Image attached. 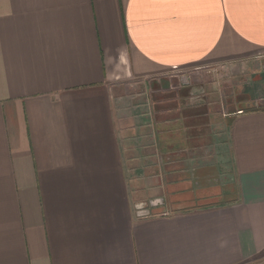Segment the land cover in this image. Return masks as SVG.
Returning <instances> with one entry per match:
<instances>
[{
    "label": "crops",
    "instance_id": "crops-1",
    "mask_svg": "<svg viewBox=\"0 0 264 264\" xmlns=\"http://www.w3.org/2000/svg\"><path fill=\"white\" fill-rule=\"evenodd\" d=\"M0 264H264V0H0Z\"/></svg>",
    "mask_w": 264,
    "mask_h": 264
},
{
    "label": "bare ground",
    "instance_id": "bare-ground-1",
    "mask_svg": "<svg viewBox=\"0 0 264 264\" xmlns=\"http://www.w3.org/2000/svg\"><path fill=\"white\" fill-rule=\"evenodd\" d=\"M166 213V212H165Z\"/></svg>",
    "mask_w": 264,
    "mask_h": 264
}]
</instances>
